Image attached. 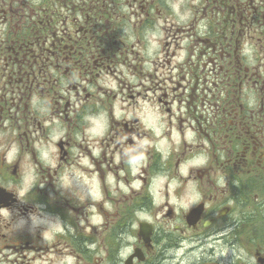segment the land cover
Here are the masks:
<instances>
[{
  "label": "flooded vegetation",
  "instance_id": "1",
  "mask_svg": "<svg viewBox=\"0 0 264 264\" xmlns=\"http://www.w3.org/2000/svg\"><path fill=\"white\" fill-rule=\"evenodd\" d=\"M0 209V264H264V0H0Z\"/></svg>",
  "mask_w": 264,
  "mask_h": 264
},
{
  "label": "clouds",
  "instance_id": "2",
  "mask_svg": "<svg viewBox=\"0 0 264 264\" xmlns=\"http://www.w3.org/2000/svg\"><path fill=\"white\" fill-rule=\"evenodd\" d=\"M174 8H177L176 5H173ZM179 15V12H178ZM181 20H184L187 18V15H181ZM159 37V33H149L147 38L149 40V45L152 48H156L157 44L156 41ZM85 120L87 122V127L85 128V134L88 135L90 138H98V137H103L105 135V133L107 132V128H108V121H107V115L106 113H97L96 115H89L85 117ZM157 135H159V132L157 131ZM191 135V134H189ZM143 144H146L147 141H143ZM135 152V149L132 147H129L125 153L130 155V159L128 161V164L134 168V170H138V167H136L137 165L140 164V162L144 159V155L143 153H138L136 155H131L132 153ZM207 162L206 157H199V158H195L192 161H190L188 164H186L185 166V170L187 169V167L189 166H202ZM163 181H161L160 183H162ZM195 200V198H194ZM183 207H185L186 209L189 207V203L183 205ZM0 213L4 214V215H10L9 212L0 209ZM32 219L35 221V216L32 217ZM61 227L57 226V227H53L51 229H47L44 231V233H42L44 235V238L47 239L48 238V233L52 232V231H60ZM127 251H131V249H128Z\"/></svg>",
  "mask_w": 264,
  "mask_h": 264
}]
</instances>
